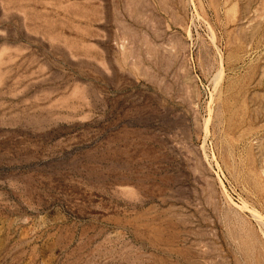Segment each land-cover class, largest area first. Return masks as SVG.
Masks as SVG:
<instances>
[{
  "label": "rangeland",
  "instance_id": "374dc122",
  "mask_svg": "<svg viewBox=\"0 0 264 264\" xmlns=\"http://www.w3.org/2000/svg\"><path fill=\"white\" fill-rule=\"evenodd\" d=\"M0 264H264V0H0Z\"/></svg>",
  "mask_w": 264,
  "mask_h": 264
}]
</instances>
